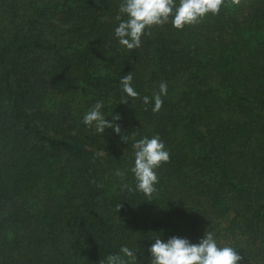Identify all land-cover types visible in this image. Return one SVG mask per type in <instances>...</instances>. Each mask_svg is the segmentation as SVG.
Wrapping results in <instances>:
<instances>
[{
    "label": "trees",
    "instance_id": "obj_1",
    "mask_svg": "<svg viewBox=\"0 0 264 264\" xmlns=\"http://www.w3.org/2000/svg\"><path fill=\"white\" fill-rule=\"evenodd\" d=\"M264 264V0H0V264Z\"/></svg>",
    "mask_w": 264,
    "mask_h": 264
},
{
    "label": "rangeland",
    "instance_id": "obj_2",
    "mask_svg": "<svg viewBox=\"0 0 264 264\" xmlns=\"http://www.w3.org/2000/svg\"><path fill=\"white\" fill-rule=\"evenodd\" d=\"M208 257L210 259V264H224L223 255L220 254L219 251L211 252Z\"/></svg>",
    "mask_w": 264,
    "mask_h": 264
}]
</instances>
